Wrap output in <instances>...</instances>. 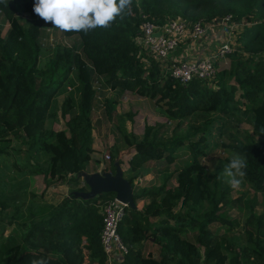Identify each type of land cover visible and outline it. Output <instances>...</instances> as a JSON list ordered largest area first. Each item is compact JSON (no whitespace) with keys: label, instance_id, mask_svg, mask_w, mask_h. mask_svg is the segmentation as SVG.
Segmentation results:
<instances>
[{"label":"trees","instance_id":"trees-1","mask_svg":"<svg viewBox=\"0 0 264 264\" xmlns=\"http://www.w3.org/2000/svg\"><path fill=\"white\" fill-rule=\"evenodd\" d=\"M33 3L0 2L7 22L3 33L0 27V154L14 156L11 165L20 176L13 181L8 176V187L0 190V213L12 206L9 223L18 218L21 224L19 239L0 242V264H30L38 258L47 264H84V258L104 263L99 241L102 205L113 193L90 198L67 194L55 203L34 201L33 193L24 192L23 181L41 174L47 186L66 179L77 184L93 155L90 113L99 106L98 91L104 96L106 89L115 95L127 90L145 96L165 117L144 123L136 134L124 127L125 118L131 119L130 110L115 114L113 126L120 144L113 146L115 152L110 151L105 164L109 168L103 165V171L113 173L116 158L130 182L134 204L124 208L117 223L127 247L118 264H197L199 260L201 264H264V209L249 210L240 243L227 234L214 238L209 223L231 222L220 209L240 199L248 207L250 197L245 191L230 197L231 187L219 172L210 185L201 161L216 144L213 127L220 135L226 118L248 123L250 129L240 128L245 138L221 146L247 159L241 184L262 195L264 208V133H260L264 129V0H132L123 19L118 17L108 29L97 28L87 35L60 31L78 37L79 48L57 42L41 65L39 39L45 34V22L34 14ZM18 12L26 13L22 21ZM225 15L250 24L238 34L236 48L227 53L229 66L217 69L210 85L197 78L178 82L136 40L143 19L157 25L175 17L206 23ZM103 101L105 114L112 115L116 99L106 96ZM58 117L64 125L53 129L51 123ZM120 146L129 151L118 158ZM182 150L187 152L185 161L169 167ZM40 154L46 157L44 167L37 159ZM154 161L164 164L154 167ZM155 170L158 174L153 178ZM147 172L151 177L140 181ZM75 189H86L83 180ZM25 193L26 204L18 201ZM139 199L144 201L136 208ZM144 241L156 244V256L144 253Z\"/></svg>","mask_w":264,"mask_h":264},{"label":"rangeland","instance_id":"rangeland-1","mask_svg":"<svg viewBox=\"0 0 264 264\" xmlns=\"http://www.w3.org/2000/svg\"><path fill=\"white\" fill-rule=\"evenodd\" d=\"M16 15H18L19 21H22L23 17L26 16V13L18 12ZM237 21H238V23H237ZM240 21L241 22H239V20H236L235 25H237L239 23L242 24L243 27L241 28V30L239 29V31L242 32L244 26H248L250 23L249 22L247 23L243 20H240ZM0 27H1L2 33L4 32V30L7 27V22L4 21V18H3L1 13H0ZM44 32H45V34L39 39L40 45H41V51H40V55H39V64L40 65L49 56V53H50L52 46L57 42L64 43L67 45L74 44L76 46V48H79L80 44H79L78 37H76V36H68V37L63 36L61 34L60 30L52 27L51 24H45ZM225 40H227V39H225ZM229 45L232 49H234V48H236V46L238 44H235L234 42L229 41ZM227 57H228V55H227ZM214 66L217 70L215 61H214ZM214 75H213V77H214ZM210 82H211V79L207 80V83L209 85H210ZM103 95L104 96H102L100 91H98V100L97 101H99V106L93 107V109L90 113L91 120L93 123V136H92V138H93V145L100 147V150L104 149L102 153H107L109 155L110 151L115 152V150L113 149V146L115 144H117V145L120 144V140L118 137L119 134L116 132L115 127L113 126V124H115V114L119 113L118 112L119 108H118V104H117L116 107L114 108V111L112 112V115L107 116L105 114V111H104V104L105 103L103 101V98L111 95V92L109 90L108 91L105 90ZM122 108L124 109L125 107H122ZM132 110L135 113V115L133 116V119H135V121H137V123L139 124L140 122H142V121H140L142 114H141L140 110H138V112L140 114H138L135 109H132ZM66 117L67 116H65V118ZM154 118H155L154 115L149 114V115L145 116L143 122L147 123V124H153L156 121V119H154ZM47 123H49V122H47ZM63 125H64L63 119L59 118V117H58V119L53 120L51 123V126L53 127V129L62 128ZM130 127H132V125H130ZM180 127H181V129L183 127H185V123L181 124ZM243 127L250 129L249 124L246 123L245 121H242V120L235 121L232 117H229V118L225 119V123H224V127H223L224 130L220 135L216 134V128L215 127L212 128V131H214L213 140L216 141V144L213 146H210L209 149L207 150L206 154L201 159L202 163L206 167V176H207V179H208V182L210 185L214 180V174L216 172H219L218 174H221L220 178L224 182H226V178L223 175V171H224L225 166L229 163L230 159L233 157V155H235V153L232 150H230L229 148L221 146V143L228 142V141L234 142L235 139L237 140L239 138H245L244 132L240 130V128H243ZM136 128L137 127H135V129ZM137 130H138V128H137ZM231 136L233 137V139H231ZM109 144H110V146H109ZM18 145L20 147V143H18ZM178 154L179 155H177L174 158V162H171L170 164H168L169 167H173L174 165H180L187 158V152L185 150L179 151ZM93 155H95V154H93ZM19 157H21V156H19ZM12 159H15V158L11 154H0V190H3V185L8 187V182L10 181V178H12V181L16 180V179L17 180L20 179V176L16 175V172L12 168V165H11ZM37 159H38L40 166L44 167L45 160H46V157L44 156V154H40ZM104 161H105V159H103V161H102L103 165L106 164ZM154 162H155L154 167H161V165L164 164L163 161H154ZM150 163L153 164V161ZM104 167L109 168V165L107 164ZM157 174H158V172H156V170L153 171L152 177L154 178ZM8 176H10V178H8ZM170 180H169L168 184L170 183ZM81 181H82V177L81 178L79 177L77 184L73 183L71 181H68L66 179V180H63V181L58 182L56 184L47 186V185H45V183L43 181V177L41 174H32L30 176V179L23 181L26 184L24 192L29 191V193H33L35 196V198H33L34 201L42 200V201L55 203L64 195H67V194L70 195V194H75V193L79 192V191H76L75 187L80 185ZM86 189H87V187H86ZM244 191L246 192L245 197H250V202H248V207H246L242 202H240L241 199L236 200L234 202V205L229 203L227 206H224V207H222V209H220V211L224 210L225 214L228 217V220L231 221L230 223L215 221V222H211L208 224V227L214 231V236H215L214 238L215 239L220 238V235L227 234L230 237V239H234V241L237 244L240 243V239H242L241 235H242V231H243V221L245 220V217L248 215L249 210L254 209L256 212H258V211L264 209L263 206L261 205L262 195L260 193L254 192L250 188V186H248L247 183L240 184V186L238 188H232L231 187L230 197L235 198L237 196H240L241 193H243ZM8 192H9L8 189L5 188L4 193L7 194ZM20 192H22V191H20ZM28 198H29V195H27V193H25V195L23 197L18 198V201H22V202H24V204H26L28 201ZM18 203H20V202H18ZM11 210H12V206L7 207L6 211H3L2 213H0V242L5 241L9 237H14L15 239H19V234L21 233V229H20L21 224L19 223L20 219L15 218L12 223H9V220L13 219L12 213H10ZM156 247H157L156 244H154L153 242H150V241H144V243H143L144 253L149 252L153 256H156L158 253ZM200 250H202L201 247H200ZM202 257H203V255L200 252L199 258H202ZM83 263L89 264V260L87 258H84ZM197 264H201V261L199 260L197 262Z\"/></svg>","mask_w":264,"mask_h":264},{"label":"built area","instance_id":"built-area-1","mask_svg":"<svg viewBox=\"0 0 264 264\" xmlns=\"http://www.w3.org/2000/svg\"><path fill=\"white\" fill-rule=\"evenodd\" d=\"M215 21H218L219 24L228 23V31L236 24L228 15L212 19L207 23L188 22L175 17L157 25L150 20L143 19L139 24L140 32L136 40L145 53L158 63L160 69L178 82L184 84L193 78L210 80L216 72L215 59L223 57L233 50L229 45V40L221 42L211 53L197 59H174L170 58V54L176 48L177 41L183 34L192 38L203 36L206 34L207 28ZM102 155L105 159L109 158L107 153ZM126 206V202L114 196L103 202L99 231L100 246L104 252L103 264H118L122 255L127 251V247L117 233V223Z\"/></svg>","mask_w":264,"mask_h":264},{"label":"clouds","instance_id":"clouds-1","mask_svg":"<svg viewBox=\"0 0 264 264\" xmlns=\"http://www.w3.org/2000/svg\"><path fill=\"white\" fill-rule=\"evenodd\" d=\"M7 3L8 0H0ZM132 0H34L33 12L45 24L61 32H82L87 35L97 28L108 29L130 10ZM264 133V129L260 130ZM258 139V137H257ZM247 159L235 154L225 166L223 175L232 188H238L246 175ZM30 264H47L44 258Z\"/></svg>","mask_w":264,"mask_h":264},{"label":"crops","instance_id":"crops-1","mask_svg":"<svg viewBox=\"0 0 264 264\" xmlns=\"http://www.w3.org/2000/svg\"><path fill=\"white\" fill-rule=\"evenodd\" d=\"M239 22H241L239 20ZM207 23V22H206ZM238 23V21H237ZM242 24H237L235 25L232 30L228 31V23H223L219 24L218 21H215L212 23L206 31V34L197 38H192L189 37L187 34H183L177 41L176 48L173 50V52L170 54V58L174 59H197L198 57L206 56L213 49H215L221 42L225 41V39L229 40L230 42H234L235 44H238L239 42L236 40V37L238 36L237 34L240 32L239 29L241 30ZM216 67L217 69L222 68V67H228L230 64V59L227 57V55L216 58L215 59ZM107 91L109 90L111 92V97H114L116 99L115 107L118 104V112H124L127 110L131 111V119L125 118L124 120V127L126 131H132L133 133L139 134L141 133L142 127H143V120L145 116L152 114L154 115V119H156L155 122H161L165 120V117L156 112L152 102L150 99H148L145 96L142 95H137L135 93H132L131 91L127 90H122L119 94L115 95V93L110 90L106 89ZM114 107V108H115ZM122 107H125L124 109ZM134 107V108H133ZM132 109H135L138 114V110H140L142 117L140 118L139 124L135 119H133V116L135 115L134 111ZM146 114V115H145ZM154 122V123H155ZM153 123V124H154ZM132 125V127H130ZM135 127L137 128L135 129ZM93 136V128L91 130V138ZM92 148H93V154L91 158L87 161L85 168L83 171L79 173L80 178L82 177V174H91V173H103V150H100V147L94 146L93 145V138H92ZM110 146V144H109ZM108 146V147H109ZM129 151L126 149V147H119L117 157H124V154ZM103 158V159H102ZM109 159V158H108ZM108 159H105V163L108 162ZM102 160V161H101ZM116 160V159H114ZM120 167V166H119ZM121 171L123 168H121ZM151 177L150 172H147L143 174L140 177V181H147L148 178ZM143 199H139L135 203L136 208H140L143 204ZM89 264H94V263H89Z\"/></svg>","mask_w":264,"mask_h":264},{"label":"water","instance_id":"water-1","mask_svg":"<svg viewBox=\"0 0 264 264\" xmlns=\"http://www.w3.org/2000/svg\"><path fill=\"white\" fill-rule=\"evenodd\" d=\"M114 172L82 174V180L87 189L76 194L82 198H90L100 192H112L113 196L127 206H134L129 180L123 176L119 163L114 160Z\"/></svg>","mask_w":264,"mask_h":264}]
</instances>
